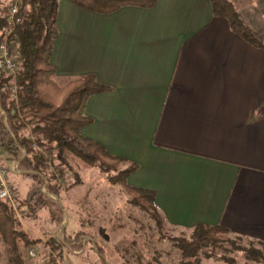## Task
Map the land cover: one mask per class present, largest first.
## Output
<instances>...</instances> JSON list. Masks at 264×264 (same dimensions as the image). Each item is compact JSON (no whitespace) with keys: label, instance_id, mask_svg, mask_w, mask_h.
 <instances>
[{"label":"crops","instance_id":"obj_1","mask_svg":"<svg viewBox=\"0 0 264 264\" xmlns=\"http://www.w3.org/2000/svg\"><path fill=\"white\" fill-rule=\"evenodd\" d=\"M56 27L57 74L110 88L88 98L82 134L138 166L128 183L155 192L166 223L264 242V49L209 0L111 14L60 0Z\"/></svg>","mask_w":264,"mask_h":264},{"label":"trees","instance_id":"obj_2","mask_svg":"<svg viewBox=\"0 0 264 264\" xmlns=\"http://www.w3.org/2000/svg\"><path fill=\"white\" fill-rule=\"evenodd\" d=\"M59 1L22 0L17 24L1 12L0 1V43L8 29L18 42L16 74L8 76L0 70V151L5 162L17 163L19 176L27 181L24 196L18 202L27 212L26 218L39 219L45 212L48 224L60 225L65 209L60 199L66 190L80 184L76 167L81 165L104 174L110 185L120 186L129 198L128 203L154 222L159 239L170 243V251L176 258L168 264H207L211 259L222 264H238V257L243 259L242 264H264L263 241L236 235L221 225L199 223L189 229L188 236L169 237L163 232L168 224L157 209L155 192L128 183V177L138 166L110 154L100 143L82 134V129L91 123L84 113L88 98L110 88L98 82L94 75L57 74L50 57L58 36ZM66 1L98 14H111L126 6L152 8L157 2ZM209 1L215 17L226 20L252 47L264 49V41L255 37L230 0ZM7 84L17 86L15 96L4 90ZM82 235L83 231L77 230L74 234L66 233L65 239L74 242L73 249L81 250ZM35 244L22 229L11 205L0 199V257L4 250L8 264H30L24 251ZM93 250L104 263L101 247L94 245ZM154 261L160 264L157 258ZM43 264H65L61 249L51 244Z\"/></svg>","mask_w":264,"mask_h":264},{"label":"rangeland","instance_id":"obj_3","mask_svg":"<svg viewBox=\"0 0 264 264\" xmlns=\"http://www.w3.org/2000/svg\"><path fill=\"white\" fill-rule=\"evenodd\" d=\"M242 20L251 29L255 37L264 41V0H230ZM9 2L1 6V12L7 13ZM76 171L80 184L66 190L60 199L64 206V215L60 225L47 223L45 212L39 219H29L24 215L17 218L27 234L36 241L24 251V257L31 264H43L50 246L61 249L65 264H168L175 258L170 251V243L159 239L157 228L144 213L128 203V196L118 185H110L104 174L96 170L77 165ZM68 177V174L65 175ZM8 181L16 195L17 202L22 200L27 181L17 174H9ZM23 208L19 207V210ZM74 234L82 230L80 243L83 248L73 249V243L65 239L66 233ZM164 233L169 237L188 236L189 230H178L165 224ZM232 236V235H231ZM232 238H234L232 236ZM91 240V241H90ZM101 247L104 263L93 250ZM35 257H30L29 250ZM167 251V252H166ZM0 264H8L4 250L1 251ZM80 253L79 255H77ZM232 256V255H231ZM176 260V258L174 259ZM238 264L243 259L238 257ZM138 261V262H137ZM207 264H222L211 259Z\"/></svg>","mask_w":264,"mask_h":264},{"label":"built area","instance_id":"obj_4","mask_svg":"<svg viewBox=\"0 0 264 264\" xmlns=\"http://www.w3.org/2000/svg\"><path fill=\"white\" fill-rule=\"evenodd\" d=\"M2 4L6 0H0ZM9 7L7 11V16L9 21L15 24L20 22V18L17 17V13L21 6L22 0H8ZM12 31L10 29L6 30L4 37L0 43V70L8 76H14L18 70V42L15 38L11 37ZM4 90L12 93L15 96L17 91V86L14 84H7ZM17 163L5 162L0 151V199L7 201L13 208L16 216L24 215L27 212L24 209L19 210V204L16 200V195L11 184L8 181L9 174H17ZM44 191V190H42ZM28 254L30 257H35L34 250H29Z\"/></svg>","mask_w":264,"mask_h":264}]
</instances>
